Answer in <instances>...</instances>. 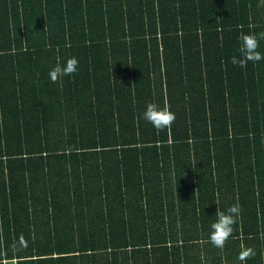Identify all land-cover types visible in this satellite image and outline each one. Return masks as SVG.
Listing matches in <instances>:
<instances>
[{
    "label": "trees",
    "instance_id": "16d2710c",
    "mask_svg": "<svg viewBox=\"0 0 264 264\" xmlns=\"http://www.w3.org/2000/svg\"><path fill=\"white\" fill-rule=\"evenodd\" d=\"M242 33L264 57V0H0V264H264V58L229 62Z\"/></svg>",
    "mask_w": 264,
    "mask_h": 264
},
{
    "label": "clouds",
    "instance_id": "9594fccd",
    "mask_svg": "<svg viewBox=\"0 0 264 264\" xmlns=\"http://www.w3.org/2000/svg\"><path fill=\"white\" fill-rule=\"evenodd\" d=\"M242 27V26H241ZM264 37V33H261ZM239 56H232L230 63L241 67L251 62H257L261 60L262 55L257 51L258 40L254 34H241L239 37ZM78 68V60L75 57H71L65 61L64 64H56L48 72V76L51 82L60 83L62 86V78L64 76H71L76 73ZM142 118L150 123L154 129L160 131L170 128L175 121V114L170 111V107L160 108L156 104H149L143 113ZM241 208L239 204H233L226 212L217 208L215 212L216 221L210 225V233L208 241L216 248H223L225 242L233 233V225L236 223V218L240 215ZM255 256V251L248 247L242 246V250L238 255V259L243 262L247 259Z\"/></svg>",
    "mask_w": 264,
    "mask_h": 264
},
{
    "label": "rangeland",
    "instance_id": "374dc122",
    "mask_svg": "<svg viewBox=\"0 0 264 264\" xmlns=\"http://www.w3.org/2000/svg\"><path fill=\"white\" fill-rule=\"evenodd\" d=\"M3 262H4V261H3ZM11 262H12V263H15V262H14V260H13V261H11Z\"/></svg>",
    "mask_w": 264,
    "mask_h": 264
}]
</instances>
